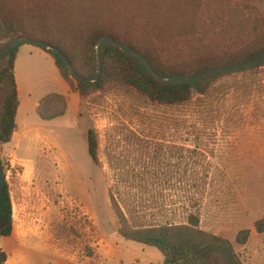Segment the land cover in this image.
Returning a JSON list of instances; mask_svg holds the SVG:
<instances>
[{"label": "rangeland", "instance_id": "rangeland-1", "mask_svg": "<svg viewBox=\"0 0 264 264\" xmlns=\"http://www.w3.org/2000/svg\"><path fill=\"white\" fill-rule=\"evenodd\" d=\"M19 1L25 23H37L39 11L49 14V23L66 19L59 24L68 22L74 32L76 42L68 49L78 66L87 54L96 59L97 45L81 38L88 4ZM178 1L186 17L177 12L168 19L175 32L155 44L175 61L190 49L193 58L215 48L234 52L253 38V26H264V0ZM173 3L163 0L153 8L170 14ZM150 6L111 0L91 10L136 19L142 35ZM11 10L1 3L0 47L21 35L7 28L13 17L20 23ZM188 18L204 28L202 43L177 37ZM5 64L1 59L0 68ZM19 77L28 105L14 139L1 147L10 166L14 215L12 235L0 242L8 254L4 264H164L157 248L119 233L111 193L134 226L186 224L190 214L198 215L200 228L230 240L244 264H264V232L255 227L264 221V63L219 74L206 93L193 90L192 99L181 105L159 104L113 80L84 95L72 76L71 88L80 98L65 96L66 114L50 121L41 119L36 107L45 95L63 92L52 59L26 60ZM63 103L56 97L45 106L55 112ZM90 130L97 139V162L89 154ZM245 229L249 240L238 244L236 236Z\"/></svg>", "mask_w": 264, "mask_h": 264}, {"label": "trees", "instance_id": "trees-1", "mask_svg": "<svg viewBox=\"0 0 264 264\" xmlns=\"http://www.w3.org/2000/svg\"><path fill=\"white\" fill-rule=\"evenodd\" d=\"M72 1L78 5H89L87 11L84 12L86 15L84 20L87 23L81 31V38L85 37V40L93 42L96 46L103 36L110 35L117 41L142 52L161 75H199L214 68L235 66L264 56V26L259 27L257 25L252 27L253 38L243 43V46L234 52H227V48H215V50L209 49L205 54L193 58L194 56L190 53L195 49H190L185 51V57L180 58V61L172 60L173 58L157 52L155 44L161 46L164 39L175 32L172 28L173 24H168V19L172 17L174 20V14L177 12L183 18L187 15L183 16L179 9L181 3L178 0H174L171 5L170 14L160 8H153L163 0H141L146 6L151 5L148 9L152 12H145L148 23L146 28L141 30L143 31L142 35L140 30L135 29L136 19L133 21L132 18L125 20L116 14L105 13L100 15L97 14V10H91L92 5L100 6L103 4L105 6L111 3V0ZM1 3L5 8L13 7L15 10L11 11L15 14L18 13L16 16L20 20L19 24L15 23L17 20L14 17L10 19L11 21L9 19L6 21L7 28L12 29V31L10 30L12 33L17 34L19 32L21 37L41 40L57 46L67 56L75 71L83 77H90L97 72V58L95 59L93 54H87V60L84 64L78 66L74 62V58L68 49V44L76 42L71 39L74 32L69 28L68 22L59 24V21L61 23L66 21L65 18L58 17L54 23H49L46 18L49 17V14L45 17L44 12L37 8L35 10V13L39 11L37 23L31 25L24 22L27 17L23 14L26 12L18 11L22 4L21 1L0 0V12ZM139 13L142 14V12ZM191 18H188L189 24L185 23L178 28L180 32H177V37L179 35L192 42L197 41V45L201 42L198 38L202 37L204 28ZM15 37L17 36L15 35ZM148 39L154 40L148 42ZM5 45L0 49L4 48ZM82 45L86 47L84 44ZM19 47L7 57L0 58V60H6V64L0 68V242L2 238L11 236L14 230L13 202L7 180V172L10 166L4 162L1 147L3 144L12 141L17 129L16 118L20 100L14 67ZM43 50L52 56L63 79L70 84V87H73L74 84L70 78L73 75L66 68L61 58L53 52ZM102 63L103 70L99 80L84 83L74 78L80 93L86 95L92 91H100L104 85L113 80L115 83L134 86L138 91L159 104L181 105L192 99L193 90H197L200 94L206 93L209 84L218 77L215 75L192 83H162L151 74L139 58L127 54L117 47H111L103 52ZM91 67H93L92 70ZM56 97L64 102L63 109L52 112L45 105L51 98ZM44 106L46 110L43 108ZM67 108L65 96L54 92L41 99L36 111L41 119L50 121L64 116ZM88 149L92 159L97 162V139L92 130L88 133ZM110 197L119 220V233L129 240L157 248L164 256V264H244L230 240L200 228L198 215L190 214L186 224L166 223L134 226L116 197L112 193ZM255 227L258 232H264V221H257ZM249 237L250 230H241L236 236V242L241 245L246 244ZM7 260L8 254L0 245V264H4Z\"/></svg>", "mask_w": 264, "mask_h": 264}, {"label": "water", "instance_id": "water-1", "mask_svg": "<svg viewBox=\"0 0 264 264\" xmlns=\"http://www.w3.org/2000/svg\"><path fill=\"white\" fill-rule=\"evenodd\" d=\"M24 44L37 46V47L45 49L49 52H53V53L57 54L61 58L62 62L64 63L66 68L69 70V72L77 80H80L84 83L95 82V81L99 80L101 73H102V70H103L102 54L105 50H107L111 47H117L119 50H121L127 54H132V55L136 56L137 58H139L147 66V68L149 69L151 74L158 81H160L162 83L198 82V81H201V80L206 79L208 77H212V76L224 74V73H229V72H235L238 70H243V69L258 66V65L264 63V56H262L260 58L255 59V60H251L249 62L238 64L235 66L214 68V69L208 70V71H206L202 74H199V75L186 76V75L178 74V75H167V76H165V75L159 74L155 70V68L152 66L151 62L149 61V59L142 52L138 51L135 48L130 47L127 44H124L122 42L117 41L115 38H113L110 35H106V36H103L99 40V42L96 46L97 72L90 77H83L75 71L73 65L71 64V62L69 61L67 56L63 53V51L60 48H58L57 46L52 45L48 42L41 41V40H35V39L28 38V37H15V38L11 39L10 41H8V43L5 45V47L0 49V58L7 57L16 48H18L19 46H22Z\"/></svg>", "mask_w": 264, "mask_h": 264}, {"label": "crops", "instance_id": "crops-1", "mask_svg": "<svg viewBox=\"0 0 264 264\" xmlns=\"http://www.w3.org/2000/svg\"><path fill=\"white\" fill-rule=\"evenodd\" d=\"M38 58V57H41L43 59H52V61L54 62L55 64V61L54 59L52 58V56L47 53L46 51H44L43 49H41L40 47H37V46H33L31 48H28V49H24L23 46H20L19 49H18V52H17V56H16V60H15V67H14V73H15V77H16V82H17V88H18V94H19V100H20V105H19V108H18V113H17V118H16V121H17V129L13 135V138L12 140L14 139L16 133H17V130L18 128H20V123L18 122V119H19V115L22 113L23 110H25L26 106L28 105V101H27V98L23 96V87L22 85L20 84V81H19V76H20V73H21V68H22V63L25 62L26 60L28 59H32V58ZM56 65V64H55ZM57 67V66H56ZM58 69V68H57ZM59 71V70H58ZM60 73V72H59ZM61 75V74H60ZM61 78L63 79V77L61 76ZM64 82H62L61 86H62V89H63V92L59 93V94H62L64 96L67 97V99L69 98V96H72L74 97L75 99L77 98H80V95L76 92H74L71 87L69 86V84L63 79ZM51 93H54V92H51ZM49 93V94H51ZM48 95V94H47ZM46 96V95H45ZM24 101V105L22 104ZM41 101V100H40ZM40 101H39V104H40ZM39 104L37 103V107L39 106ZM69 105V104H68ZM37 107H36V110H37ZM68 109V108H67ZM25 124V120L22 122V125ZM12 142V141H11ZM9 142V143H11ZM8 144V143H6ZM5 145V144H4Z\"/></svg>", "mask_w": 264, "mask_h": 264}]
</instances>
